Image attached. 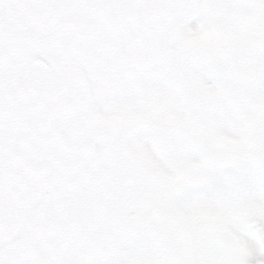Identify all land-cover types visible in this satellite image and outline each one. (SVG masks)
I'll return each mask as SVG.
<instances>
[{"label": "snow or ice", "instance_id": "snow-or-ice-1", "mask_svg": "<svg viewBox=\"0 0 264 264\" xmlns=\"http://www.w3.org/2000/svg\"><path fill=\"white\" fill-rule=\"evenodd\" d=\"M0 264H264V0H0Z\"/></svg>", "mask_w": 264, "mask_h": 264}]
</instances>
